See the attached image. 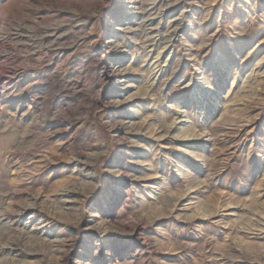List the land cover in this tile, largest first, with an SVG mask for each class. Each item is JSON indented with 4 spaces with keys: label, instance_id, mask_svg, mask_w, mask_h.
Here are the masks:
<instances>
[{
    "label": "rangeland",
    "instance_id": "obj_1",
    "mask_svg": "<svg viewBox=\"0 0 264 264\" xmlns=\"http://www.w3.org/2000/svg\"><path fill=\"white\" fill-rule=\"evenodd\" d=\"M0 264H264V0H0Z\"/></svg>",
    "mask_w": 264,
    "mask_h": 264
},
{
    "label": "bare ground",
    "instance_id": "obj_2",
    "mask_svg": "<svg viewBox=\"0 0 264 264\" xmlns=\"http://www.w3.org/2000/svg\"><path fill=\"white\" fill-rule=\"evenodd\" d=\"M152 40V39H151ZM152 42V41H151ZM123 71V70H122ZM175 127V123H172L166 127V132H169L172 128ZM184 138V137H183ZM182 139V138H181ZM186 139V138H185ZM184 140V139H183Z\"/></svg>",
    "mask_w": 264,
    "mask_h": 264
}]
</instances>
